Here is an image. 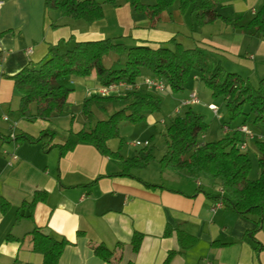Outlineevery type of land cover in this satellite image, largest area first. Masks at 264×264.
Listing matches in <instances>:
<instances>
[{
    "label": "crops",
    "instance_id": "obj_1",
    "mask_svg": "<svg viewBox=\"0 0 264 264\" xmlns=\"http://www.w3.org/2000/svg\"><path fill=\"white\" fill-rule=\"evenodd\" d=\"M0 1V198L11 205L8 213H0V264H43V256L32 249L29 234L35 228L71 243L59 264H163L171 251L177 254L170 264H264V219L241 216L227 202L215 208L219 188L210 180L206 188L202 177L162 171L157 160L144 170L133 171V177H122V164L89 144L81 143L61 154L60 146L70 133L95 126L90 121L93 109L87 118L82 108L84 101L97 95L102 87L96 72L87 78H70L74 92L66 109L49 121L28 122L19 117V96L11 79L24 68L42 62L50 46L67 49L74 42L107 38L124 39L127 46L153 47L175 38L183 45L185 39H194L193 34H197L201 35L198 47L222 57L229 55L249 76L236 74L251 82V78L264 77V40L248 37L222 22L198 28L194 16L184 15L179 9L163 12L152 27L148 18L132 11L130 3L115 7L109 0H96L104 6V18L87 24L62 16L59 10L46 9L44 0ZM263 1L252 0L246 7L228 1L218 11L229 17L243 10L252 16ZM197 76L194 81L200 82ZM91 81H97L99 89ZM131 89L121 88L113 96L124 97ZM201 92L198 84L191 86L187 94L176 99L179 108L177 105L175 113L197 108L202 110L197 113L204 115L209 105L218 107L211 92H203V100ZM193 93L200 102L182 106ZM109 105L104 104L101 110L94 107L103 114ZM72 109L81 115V123H77V112ZM218 125L220 140L239 131L242 123L235 127ZM60 126L63 135L58 132ZM46 130L55 134L46 145L16 143L11 138L12 134L37 138ZM209 136L205 135L204 143L216 141ZM240 140L248 150L256 139L240 133ZM108 146L113 152L119 148L116 140L109 141ZM121 153L126 158L136 155L129 149ZM37 190L47 193L46 201L36 205L32 219L27 217L29 211L22 210L26 217L18 220V209L25 201H32ZM169 225L174 230L165 235ZM176 229L197 239V243L184 249ZM136 233L143 235L138 252L133 251L131 243ZM96 245L109 249L111 259L97 257L93 251Z\"/></svg>",
    "mask_w": 264,
    "mask_h": 264
},
{
    "label": "trees",
    "instance_id": "obj_2",
    "mask_svg": "<svg viewBox=\"0 0 264 264\" xmlns=\"http://www.w3.org/2000/svg\"><path fill=\"white\" fill-rule=\"evenodd\" d=\"M118 1L109 0L108 3L117 7ZM124 1L130 3L134 13L148 18L152 27L160 20L163 12L170 11L178 3L182 14L190 13L194 16L198 28L222 22L248 37L264 40V1L249 18L243 13L229 17L222 15L218 9L228 0H155L152 5L142 0ZM44 5L48 10H59L66 18L87 24L104 18V6L96 0H44ZM120 39L74 42L67 49H61L60 45L50 46L47 56L38 64L39 67L28 66L11 78L19 96V117L28 122L49 121L53 116L63 114L68 98L74 92L73 88L62 83L64 79L87 78L96 72L102 87L125 83L133 88L138 83L142 69H148L154 77L164 79L176 94L184 90L190 76L196 73L214 99L224 98L230 121L244 117L242 126H248L251 121L255 126L264 127V77L254 86L240 75L226 71L221 63H210L204 52L206 49L184 48L175 38L155 47L141 45L130 48ZM111 54L116 58L110 67H105L104 59ZM122 56H126L125 61L121 60ZM119 101L125 102L123 108L109 118L98 121L91 130L70 133L60 146L61 154L73 151L81 143L93 145L102 155L122 164L119 174L122 177H133V171L144 170L156 161L151 139L149 146L138 150L136 155L124 157L121 153L123 141L120 127L123 123L144 122L148 114L160 111L162 101L159 97L134 88L124 97L95 95L84 101L83 115L90 118L94 106L101 110L104 104ZM247 106L249 113L245 112ZM208 130L205 117L192 109L177 116L166 129L167 151L159 160L161 170L184 173L192 178L205 175L218 186L220 195L217 198L223 204L227 202L241 216L264 219V134H255L260 175L258 179L251 180L252 161L240 148L243 143L240 140L241 132L236 131L232 136L204 143L200 141V136ZM54 137L55 134L46 130L37 138L18 135L14 141L46 145ZM115 139L120 143L118 150L113 152L108 142ZM46 199L45 191H35L32 201H25L18 209V220L26 217L22 210L29 211L27 217L32 219L36 205ZM10 210V203L0 198V213L6 214ZM173 230L170 225L167 226L165 235H171ZM176 232L184 249L197 243V239L183 231L176 229ZM29 235L33 251L43 256V264H59L65 249L71 245L65 238H55L41 228H35ZM142 240V234H134L131 242L134 252L139 251ZM187 240L189 243H184ZM93 251L104 261L112 257V252L103 245L94 246ZM176 254L174 251L169 252L163 264H170Z\"/></svg>",
    "mask_w": 264,
    "mask_h": 264
},
{
    "label": "rangeland",
    "instance_id": "obj_3",
    "mask_svg": "<svg viewBox=\"0 0 264 264\" xmlns=\"http://www.w3.org/2000/svg\"><path fill=\"white\" fill-rule=\"evenodd\" d=\"M144 1H154L155 0H144ZM233 2V6H236L237 4H240L241 6H250V3L252 2V0H228ZM260 1V0H259ZM122 2V3H121ZM121 2H119L120 4H126L128 2L121 0ZM234 2H240L237 4H234ZM261 3V2H260ZM261 5V4H260ZM259 7V5L257 6ZM178 9V3H176V5H174V7L171 9V12L173 13L174 10ZM243 14H246L247 17H251L250 13H246L245 11H240ZM239 12V13H240ZM220 24V23H219ZM222 26V24L220 25ZM231 26V25H229ZM230 28V27H229ZM194 39L191 40H187L185 39L183 42L184 48H195L200 46V41L201 39H199L201 37V35H195L193 34ZM121 42L125 43L127 45L128 41L126 40H122L120 39ZM128 48H130L131 46H127ZM205 54L209 57L210 63H212L213 65L219 64L221 63V65L228 71V72H232V73H238L244 77H248L249 73L246 72L245 69H241L239 68L235 62L232 60V58L227 55V56H219L216 55L214 53L209 52L208 50H204ZM116 56L114 54H111L109 56H107L104 59V66L105 67H110L112 62L115 60ZM122 61L126 60V56H122L121 57ZM260 63V60L258 61ZM36 67H39V65L37 64ZM197 74L194 73L190 76L184 90L180 93H173L171 91L170 86L168 85V83L166 82V90L162 91V92H156L154 90H147L146 92L150 93L151 95H154L156 97H159L162 101L161 103V109L160 111L153 113V114H148L147 118L144 122L141 123H137V124H129V123H123L120 127V137L123 141V145L121 148V151H126L127 149H129V151L132 153V155H134L137 150H140L141 148L144 147H134V143L136 141H140L142 143H145L147 141V139H151L152 140V145L154 147V155L156 157V160L159 161L163 155L166 153L167 151V142H166V129L167 127L171 124V122L177 117L179 116L177 113H175V108L178 105L179 108V102L177 104L176 99L179 100L180 97L184 96L185 94L188 93V90L191 86H193L194 84H198L199 86H201V89L203 92H205L206 94H210V90L205 86V84L200 81V82H196L194 81V78ZM145 77H150V78H156L153 76V73L148 70V69H142V74L140 75V77L138 78V83H142ZM261 78L257 79V78H251V83L252 85L256 86L259 82ZM63 84L70 86V78L69 79H64L62 81ZM93 87H96L95 89H99V84L97 81H91L90 83ZM72 87V86H70ZM203 92H201L200 94V98L203 100ZM183 94V95H182ZM181 95V96H180ZM208 97V95H207ZM212 101H214L215 104L218 105L219 108V113L218 115H215L212 113V111H210L209 109H207V112L203 114H201L202 116L205 117L206 123L208 125H211L212 130L207 131V133L202 134L200 136V141L204 140L205 135L207 136L210 133V136L208 137V139H210L211 141H217L219 139V137H221V134L218 132V124H225L227 127H235L238 126L239 124H241L244 121V117H241L237 120L234 121H230L229 116H228V112L227 109L225 107V102H224V98H218V99H212ZM125 105L124 101H119L118 103H113L110 104L108 107V112L107 113H100L98 111V109H96V107L93 108V115L90 118V121L92 122L93 125H96V123L102 119H107L109 118L114 112L120 110L123 108V106ZM195 108V107H194ZM209 108V107H208ZM196 109V110H195ZM195 112H197L200 109L195 108ZM74 113L77 112L78 115V119H77V123H81V115L78 114V111H76L75 109H72ZM202 111V110H200ZM246 113H249V107L247 106L245 109ZM185 113V112H184ZM183 112L180 115L184 114ZM220 117H223V120H219ZM252 119V117H251ZM218 125V127H217ZM249 128L255 133V134H264V127L262 126H255L254 124H252V122H249ZM210 127V126H209ZM220 128V127H219ZM63 126H60L59 128V133L60 135H63ZM59 136V135H58ZM152 137V138H151ZM118 143V147H119V143L120 141L118 139H115ZM134 147V148H133ZM139 148V149H138ZM244 153H247L252 161V171L250 173V179L251 180H256L258 179L259 175H260V169L258 166V156H259V152L257 150V148L255 147L254 144L250 143V148L248 150L243 151ZM202 179H205V187H209L208 185V180L209 178L205 175L201 176Z\"/></svg>",
    "mask_w": 264,
    "mask_h": 264
},
{
    "label": "built area",
    "instance_id": "obj_4",
    "mask_svg": "<svg viewBox=\"0 0 264 264\" xmlns=\"http://www.w3.org/2000/svg\"><path fill=\"white\" fill-rule=\"evenodd\" d=\"M2 2L0 1V7L2 6ZM143 85L147 90H154L156 92H162L165 91L167 86H166V81L164 79H159V78H150V77H145L143 80L142 84H138L133 87L136 90H141ZM129 87L127 84L125 83H120V84H116V85H112L109 87H101L98 91L99 96L102 97H108V96H112L116 93H118L120 91L121 88H125L126 90H129ZM132 88V87H131ZM200 101L198 99V96L196 93H193L190 95L189 99L184 100L181 104L182 106H189V105H193V104H198ZM209 109L215 114L218 115L219 114V108L215 105H209ZM5 120H8V118H5ZM239 131L243 134H245L247 136L248 139L253 140L254 138H256L255 133L248 127V126H242ZM11 138H15V135L12 134ZM135 147H147L149 146V141H146L145 143H142L140 141H136L134 143ZM241 150H245L247 148L246 144H242L240 146ZM221 195L223 194L222 191H220ZM223 207V202L221 200H219L216 204H215V208H221ZM214 208V209H215Z\"/></svg>",
    "mask_w": 264,
    "mask_h": 264
}]
</instances>
